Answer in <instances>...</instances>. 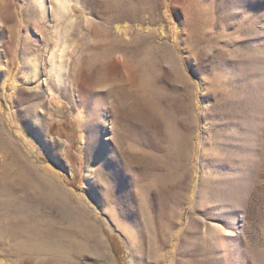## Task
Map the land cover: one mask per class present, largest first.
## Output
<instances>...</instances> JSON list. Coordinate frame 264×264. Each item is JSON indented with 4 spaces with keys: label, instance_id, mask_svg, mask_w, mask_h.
<instances>
[{
    "label": "rangeland",
    "instance_id": "374dc122",
    "mask_svg": "<svg viewBox=\"0 0 264 264\" xmlns=\"http://www.w3.org/2000/svg\"><path fill=\"white\" fill-rule=\"evenodd\" d=\"M132 244L264 264V0H0V264Z\"/></svg>",
    "mask_w": 264,
    "mask_h": 264
},
{
    "label": "bare ground",
    "instance_id": "6f19581e",
    "mask_svg": "<svg viewBox=\"0 0 264 264\" xmlns=\"http://www.w3.org/2000/svg\"><path fill=\"white\" fill-rule=\"evenodd\" d=\"M43 3H44V1H43ZM63 10H64V16L65 17H67L68 16V20H70V19H73V17L71 16V10L72 9H68V8H66V7H64L63 8ZM28 11V10H27ZM59 20L60 19H57V21L59 22ZM49 38V37H48ZM63 44H64V48H63V53H65V51H66V47H67V41H65V42H63ZM6 69V68H5ZM78 81V80H77ZM78 84V83H77ZM79 87H78V85L76 86V91L79 93ZM37 131H38V128H37ZM51 150V149H50ZM52 156V155H51ZM53 157L56 159V160H59V161H61L60 159H61V156H60V154H58V153H56V154H53ZM96 171L95 170H89V175L90 176H92L94 173H95ZM24 208V207H23ZM24 210V209H23ZM25 211V210H24ZM23 211V212H24ZM26 213V212H25ZM238 222H239V219H236V218H234V223H233V227H234V230H231V229H228L227 227H225L223 224H212V227H213V229L216 231V232H218V234H222V235H226V233H229L231 236L236 232V230L238 231V229H240V227H238ZM20 243L21 244H23V242L22 241H20ZM20 244V245H21ZM19 245V246H20ZM24 245V244H23ZM23 245H21L22 247H24ZM131 262L132 263H135V264H138V263H136V262H138L137 261V249L135 248V246H134V244H132L131 245Z\"/></svg>",
    "mask_w": 264,
    "mask_h": 264
}]
</instances>
